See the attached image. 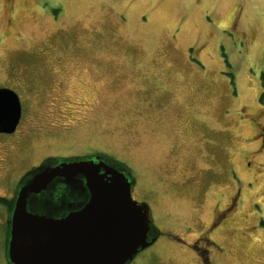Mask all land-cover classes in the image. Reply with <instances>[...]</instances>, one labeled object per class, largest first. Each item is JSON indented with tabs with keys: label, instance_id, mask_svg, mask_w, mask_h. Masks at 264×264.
<instances>
[{
	"label": "rangeland",
	"instance_id": "374dc122",
	"mask_svg": "<svg viewBox=\"0 0 264 264\" xmlns=\"http://www.w3.org/2000/svg\"><path fill=\"white\" fill-rule=\"evenodd\" d=\"M26 1L10 18L0 10V87L23 107L17 131L0 134L10 147L1 154L0 264H9L3 198L36 163L92 150L130 170L133 197L160 232L130 264H200L190 242L220 193L248 177L251 129L233 107L237 91L251 105L264 92V0ZM65 97L79 108L72 124ZM240 205L237 228L248 231L238 243L214 235L216 264H264V200L250 192Z\"/></svg>",
	"mask_w": 264,
	"mask_h": 264
},
{
	"label": "water",
	"instance_id": "95a60500",
	"mask_svg": "<svg viewBox=\"0 0 264 264\" xmlns=\"http://www.w3.org/2000/svg\"><path fill=\"white\" fill-rule=\"evenodd\" d=\"M22 115L19 95L0 87V134H14ZM129 177L98 158H49L28 172L8 205V263L130 264L160 232ZM56 180L64 193L42 199Z\"/></svg>",
	"mask_w": 264,
	"mask_h": 264
},
{
	"label": "flooded vegetation",
	"instance_id": "af4514ba",
	"mask_svg": "<svg viewBox=\"0 0 264 264\" xmlns=\"http://www.w3.org/2000/svg\"><path fill=\"white\" fill-rule=\"evenodd\" d=\"M0 3H1L0 10L3 12L4 15L7 14L9 18L11 14H13V12L16 11L17 8L22 9V7L25 8L29 7V4H27L26 0H0ZM8 25L11 26L10 19L8 20ZM236 95L237 97L240 96L242 99L238 101L233 107V109H236L235 113L237 114V118H233V119L235 120V122H238L239 126L242 127V125L245 124L248 125L251 129L250 133H248V136L244 139V141L248 143V146L246 147V150L244 152H247L249 148L254 147L252 150L248 151L245 155L242 156L243 158L245 157L247 163L245 166L248 171L245 174L248 175V177L244 178L243 176L244 182L240 181L239 184L237 181H232L233 184L232 192H230L229 194H227L226 192L220 193L219 200L213 204L211 209L212 214L210 220L211 223L209 222L208 225L209 227L207 226L208 228L206 227L205 229L197 233L196 236L193 238L192 242H190L191 247L195 249L194 252H196L198 255L199 260L197 261L200 264H216L215 257L214 256L213 258L210 257V253L211 251H213L211 250V248L215 247L217 251L223 250V248L220 247L218 242L215 241L214 235L216 234L221 235V237L226 235V237L229 238L231 242L238 243L239 236L245 235V233L248 231L247 229L243 231L237 228L236 216H238V214L241 211L240 210L241 200L246 201V197L250 192L254 193L256 199L264 200V92L261 93L260 91L259 92L257 91L256 97L252 99L253 105L249 103L247 104L249 98L244 96L243 93L237 91ZM230 96L231 97L228 98L234 100V96L232 95ZM63 102L64 104L60 108L61 113L66 114L67 115L66 117L70 118L69 121L70 124H72L73 122L71 121H74L76 119V115L79 114V108L77 109V107L75 106L76 104L73 103L68 97H65V101ZM253 106H255L256 108ZM6 148H10V147L0 144V167H1L0 171L5 169L4 167H2L4 157L1 156V154H3V150ZM73 158L92 159V160H96L98 158L100 160H104L108 162L111 166L115 167L121 172H124V174L130 175L129 180L132 183V197H133V193L135 191L134 188L136 185V179L132 176L130 170L123 163L119 162L118 160L108 155L107 152H100L95 150L86 151L81 155H78ZM47 159H44L39 163H36L35 167L30 168L29 171H27L23 175V177L31 170L39 167ZM68 159L70 158H63V160H68ZM57 160H62V159L58 158ZM22 178L19 179L15 187V190L10 195V199L3 198L4 200L7 201V205H9L10 200L14 197L15 192ZM251 186L253 187L250 188ZM257 190L259 191L258 196H256L255 194ZM64 191H65L64 185L61 184L58 180H56L54 188L47 190L44 193L45 195L43 194L41 198L45 199L46 198L45 196L52 195L53 192V198L55 199L56 197H60L64 193ZM2 194H4V192H2ZM225 195H227V197H225L227 204L224 203ZM133 199L135 200L134 197ZM245 205L247 204L245 203ZM249 205H251L252 207L251 203H249ZM255 215L256 213L254 212V214H252L253 217L252 220H255ZM246 220L250 221V216L244 218V221ZM248 228H250V226H248ZM239 232H241V234H239Z\"/></svg>",
	"mask_w": 264,
	"mask_h": 264
},
{
	"label": "trees",
	"instance_id": "16d2710c",
	"mask_svg": "<svg viewBox=\"0 0 264 264\" xmlns=\"http://www.w3.org/2000/svg\"><path fill=\"white\" fill-rule=\"evenodd\" d=\"M124 166V165H123ZM5 202H6V204H7V201L6 200H4Z\"/></svg>",
	"mask_w": 264,
	"mask_h": 264
}]
</instances>
